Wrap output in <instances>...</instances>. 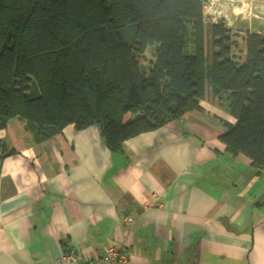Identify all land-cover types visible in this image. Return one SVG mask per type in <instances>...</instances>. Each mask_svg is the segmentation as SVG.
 <instances>
[{
    "label": "crops",
    "instance_id": "obj_1",
    "mask_svg": "<svg viewBox=\"0 0 264 264\" xmlns=\"http://www.w3.org/2000/svg\"><path fill=\"white\" fill-rule=\"evenodd\" d=\"M204 4L207 24L264 31V0ZM199 104L117 152L96 126L38 141L13 118L0 130V264L94 260L111 246L125 264H264V171L225 152L219 102Z\"/></svg>",
    "mask_w": 264,
    "mask_h": 264
},
{
    "label": "trees",
    "instance_id": "obj_2",
    "mask_svg": "<svg viewBox=\"0 0 264 264\" xmlns=\"http://www.w3.org/2000/svg\"><path fill=\"white\" fill-rule=\"evenodd\" d=\"M210 96L225 152L264 171V31L207 24L202 0H0V130L96 126L117 152Z\"/></svg>",
    "mask_w": 264,
    "mask_h": 264
},
{
    "label": "built area",
    "instance_id": "obj_3",
    "mask_svg": "<svg viewBox=\"0 0 264 264\" xmlns=\"http://www.w3.org/2000/svg\"><path fill=\"white\" fill-rule=\"evenodd\" d=\"M125 222H132L129 217L124 218ZM127 257L121 253L118 247L111 246L99 257L94 260H80L74 250H69L62 253L61 256L55 261V264H125Z\"/></svg>",
    "mask_w": 264,
    "mask_h": 264
},
{
    "label": "rangeland",
    "instance_id": "obj_4",
    "mask_svg": "<svg viewBox=\"0 0 264 264\" xmlns=\"http://www.w3.org/2000/svg\"><path fill=\"white\" fill-rule=\"evenodd\" d=\"M207 7V5L206 4H203V9H204V18H206V17H208V15H207V9H208V7ZM217 19V18H216ZM207 20V19H206ZM231 26V25H230ZM242 47V46H241ZM192 99H194V96H189L188 97V100L190 101V100H192ZM208 101H213V100H216V99H214V98H212L211 96L207 99ZM211 104V103H210ZM213 117H215V118H217V115L216 114H214V116ZM11 121V123H13L12 122V118L11 119H9V122ZM33 138V137H32ZM245 157V156H244ZM239 190L241 191V190H245L246 191V193L248 194V195H250V194H252V193H254V191H255V184H254V182L252 181V182H250L248 179L247 180H244L243 182H242V184L240 185V187H239ZM107 250V249H106ZM105 250V251H106ZM104 251V252H105Z\"/></svg>",
    "mask_w": 264,
    "mask_h": 264
},
{
    "label": "water",
    "instance_id": "obj_5",
    "mask_svg": "<svg viewBox=\"0 0 264 264\" xmlns=\"http://www.w3.org/2000/svg\"><path fill=\"white\" fill-rule=\"evenodd\" d=\"M203 1V3H206V2H208L209 0H202Z\"/></svg>",
    "mask_w": 264,
    "mask_h": 264
},
{
    "label": "clouds",
    "instance_id": "obj_6",
    "mask_svg": "<svg viewBox=\"0 0 264 264\" xmlns=\"http://www.w3.org/2000/svg\"><path fill=\"white\" fill-rule=\"evenodd\" d=\"M204 4V3H203Z\"/></svg>",
    "mask_w": 264,
    "mask_h": 264
}]
</instances>
